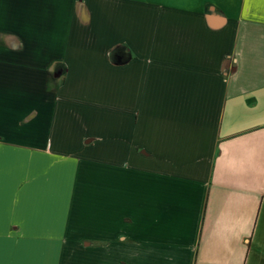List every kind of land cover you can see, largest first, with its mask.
Listing matches in <instances>:
<instances>
[{"label":"crops","instance_id":"obj_1","mask_svg":"<svg viewBox=\"0 0 264 264\" xmlns=\"http://www.w3.org/2000/svg\"><path fill=\"white\" fill-rule=\"evenodd\" d=\"M0 264H264V0H0Z\"/></svg>","mask_w":264,"mask_h":264}]
</instances>
